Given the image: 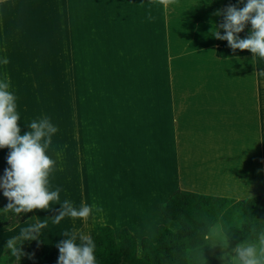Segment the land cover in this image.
<instances>
[{"label": "crops", "instance_id": "crops-1", "mask_svg": "<svg viewBox=\"0 0 264 264\" xmlns=\"http://www.w3.org/2000/svg\"><path fill=\"white\" fill-rule=\"evenodd\" d=\"M224 1L175 0L167 11L163 8L167 97L154 102L152 116L157 124L148 127L152 134L149 141L137 146L140 153L131 149L130 157L135 160L130 162L125 145H103L101 202L87 199L82 183V197H60L48 211L33 210L36 220L46 222L47 227L33 242L16 246L18 255L12 259L36 256L45 264H57V244L66 238L63 232L75 231L93 239L100 225L112 227L116 234L126 227L138 243L144 237L155 241L158 226L172 231L179 228L160 213V206L177 189L236 201L264 194V75H260L264 59L253 55L215 57L217 13ZM141 154H148L143 169L139 167ZM153 164L157 168L150 174L148 165ZM6 168L0 169V178ZM147 182L154 199L145 200L144 192L132 191L131 185ZM65 200L77 209L88 204L103 211L93 210L87 223L65 217L54 224L52 218ZM7 203L3 196L0 209ZM29 226L28 221L10 229L0 224V256L4 244L20 238L21 231ZM29 264L40 263L35 260Z\"/></svg>", "mask_w": 264, "mask_h": 264}, {"label": "rangeland", "instance_id": "rangeland-1", "mask_svg": "<svg viewBox=\"0 0 264 264\" xmlns=\"http://www.w3.org/2000/svg\"><path fill=\"white\" fill-rule=\"evenodd\" d=\"M41 1L55 19L50 44L46 33L32 36L25 32L29 28L7 24L28 0H0V81H10L9 90L16 96L21 135L32 121L45 117L58 129L47 152L56 160L50 190L60 188L61 198L82 197L83 183L86 198L97 204L102 199L103 145H125L130 162L131 149L140 153L138 147L152 135L148 127L157 124L154 102L167 97L163 7L155 0ZM38 17L33 23L46 22ZM0 152L3 169L9 150ZM147 158L148 154L140 155V169ZM156 168L148 165V172ZM131 187L144 192L145 200L154 199L149 182ZM208 246L211 257L227 264L221 257L234 255L237 245L216 224L208 234Z\"/></svg>", "mask_w": 264, "mask_h": 264}, {"label": "trees", "instance_id": "trees-1", "mask_svg": "<svg viewBox=\"0 0 264 264\" xmlns=\"http://www.w3.org/2000/svg\"><path fill=\"white\" fill-rule=\"evenodd\" d=\"M42 3L41 0H28L25 6H18L7 24L11 21L12 24L29 28L25 32L32 36L46 33L45 37L50 36L47 42L50 44L54 41L52 38L55 32L51 26H54L55 19L53 11L47 10ZM244 4L246 0L243 3H238V0H225L220 11L219 26L224 21L222 13L227 7L236 6L240 9ZM39 14L45 15L38 17ZM36 16L40 20L46 19V22L42 25L33 23ZM21 19H24V23ZM11 22L9 25H12ZM219 26L218 30L223 35L224 32ZM50 27L53 33H49ZM250 30L251 25H246L244 31L238 34L239 37L246 38ZM215 45L214 54L218 59L252 55L248 51L233 52L227 41L216 39ZM2 199L3 193L0 192V204ZM160 213L164 218L176 222L179 228L172 231L166 226H158L155 241L144 237L138 243L126 227H122L116 234L108 225L98 226L93 238L96 245V264H220L217 258L209 255L208 246V234L216 224L221 226L225 236L235 245L243 242L256 243L259 233L264 232V194L236 201L177 189L160 206ZM24 221H28L30 225L37 222L33 211L22 213L18 217L0 209V224L4 229L13 228ZM34 240L17 238L14 247ZM79 243L80 241L77 242ZM12 256V249L7 241L2 249L0 264H29L35 260L45 264L36 256L16 259H12Z\"/></svg>", "mask_w": 264, "mask_h": 264}, {"label": "clouds", "instance_id": "clouds-1", "mask_svg": "<svg viewBox=\"0 0 264 264\" xmlns=\"http://www.w3.org/2000/svg\"><path fill=\"white\" fill-rule=\"evenodd\" d=\"M151 3L152 0H149ZM156 6L163 7L165 11L175 0H155ZM243 3V0H238ZM218 15L221 13H217ZM224 21L219 26L224 34L215 28L214 38L227 41L229 48L248 51L253 57L264 59V0H246L240 9L229 6L223 11ZM148 19H153L149 14ZM251 30L246 38L241 39L239 33L246 25ZM8 64L7 58L2 61ZM260 75H264L261 72ZM10 81H0V149H8L7 165L3 177L0 178V189L8 203L3 209L11 211L18 217L33 210L48 211L53 203L60 201V188L50 190V177L55 171L56 160L47 152L52 137L58 129L45 117L30 123L28 131L21 135L20 120L17 111L16 96L9 90ZM93 210L102 212L101 207L82 204L78 209L73 207L71 201L65 200L52 218L54 224H59L65 217L81 219L85 223ZM46 222L37 219V222L23 229L20 238L24 240L36 239ZM64 238L57 244L59 257L57 264H96L94 255L95 243L90 235L78 232L65 231ZM8 241L13 255H18L14 247L15 240ZM77 239L80 243L77 244ZM234 255L222 256L227 264H264V232L259 233L256 243H239L233 250Z\"/></svg>", "mask_w": 264, "mask_h": 264}, {"label": "bare ground", "instance_id": "bare-ground-1", "mask_svg": "<svg viewBox=\"0 0 264 264\" xmlns=\"http://www.w3.org/2000/svg\"><path fill=\"white\" fill-rule=\"evenodd\" d=\"M137 222V221H136Z\"/></svg>", "mask_w": 264, "mask_h": 264}]
</instances>
